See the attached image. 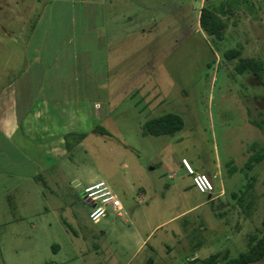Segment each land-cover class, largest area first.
I'll return each mask as SVG.
<instances>
[{"label": "rangeland", "instance_id": "1", "mask_svg": "<svg viewBox=\"0 0 264 264\" xmlns=\"http://www.w3.org/2000/svg\"><path fill=\"white\" fill-rule=\"evenodd\" d=\"M89 1L0 0V99L8 95L0 113L7 114L17 80L21 104L35 100L13 138L38 168L28 177L7 165L11 154L0 136V264L237 257L264 221V159L246 168L264 152L256 124L264 118V73H237L238 58L230 61L225 52L239 49L264 61V0H243L222 15L228 25L222 41L202 30L200 12L222 4L227 10L232 0H116L107 6L105 29L98 28L106 35L101 85H55L52 71L34 64L35 50L52 52L86 25L95 29L82 15ZM167 113L180 115L184 128L174 136L151 134L147 121ZM6 122L0 119V129ZM98 126L110 135L95 133ZM183 156L211 173L212 198L176 169ZM98 182L117 194L124 217L109 210L90 219L83 193ZM240 197L253 200L249 213Z\"/></svg>", "mask_w": 264, "mask_h": 264}, {"label": "crops", "instance_id": "2", "mask_svg": "<svg viewBox=\"0 0 264 264\" xmlns=\"http://www.w3.org/2000/svg\"><path fill=\"white\" fill-rule=\"evenodd\" d=\"M144 4H147V0H143ZM150 4H151V0ZM118 3L116 0H92L91 2L84 3V9L82 15L87 21H90L93 25H96L95 29H87L86 26L84 27L83 31H78L76 34L72 35L69 39L61 40L57 46L53 49L52 52L45 51V47L39 46L36 48L35 51L38 53L37 59H35L34 64L39 68H46L48 71H52L50 74L51 78L55 80V85H66V86H89L94 83L101 85V82L98 80H104V72L99 68L100 65V54L106 47L105 42V31L103 32L98 29L99 27L103 26L106 19V14L108 11L107 6H114ZM96 16L99 18L96 20ZM131 18V15H129ZM95 20L98 22H95ZM88 27V26H87ZM96 29L98 31H96ZM86 38V40H84ZM88 39V40H87ZM97 55L95 59L91 57V55ZM88 55V57H87ZM90 55V56H89ZM94 62L91 63L90 62ZM91 65V66H90ZM41 70V69H40ZM102 73L103 77L98 78V72ZM28 74V73H27ZM17 80L10 84L9 91H13V96L11 95V101L8 103L7 107V114L0 113V119H6V125L1 124L0 135L4 142L9 143L10 147L14 150V155L6 157V164L7 165H15L24 172L23 174L27 175L28 177H34L35 169L37 165L30 160L23 152L19 151L15 145V138H13L15 130L21 126L27 114L30 113L31 109L34 107V100L30 103L26 104L25 106L22 105V97L14 91V87L17 86ZM4 96V97H3ZM0 99V111H1V104L6 102L4 99L6 94H3ZM65 99V98H64ZM50 100H61V98L53 99L51 97ZM68 99L62 100L66 101ZM48 101V100H47ZM31 104V105H30ZM30 105V106H29ZM29 106V107H28ZM9 123V124H8ZM12 124V131L11 128L8 127ZM7 130H6V129ZM8 153V152H7ZM182 158H188L191 162L192 166L197 172H204L211 175L210 172L205 171L199 168L192 157L183 156ZM181 158V159H182ZM181 160L178 161L177 165L175 166L176 169L184 170L182 167ZM22 167V169H21ZM219 167V166H218ZM21 172V171H19ZM178 173L173 171L171 178L177 176ZM213 196V195H212ZM211 196V198H212ZM209 197V195H208ZM126 212H124V215ZM123 215V217H124ZM145 243V240L140 243V247H142Z\"/></svg>", "mask_w": 264, "mask_h": 264}, {"label": "trees", "instance_id": "3", "mask_svg": "<svg viewBox=\"0 0 264 264\" xmlns=\"http://www.w3.org/2000/svg\"><path fill=\"white\" fill-rule=\"evenodd\" d=\"M242 1L243 0H232L231 4L227 3V10L224 8V4L214 9L203 6L199 19V24L202 30L209 36L215 37L219 41L224 40L225 31L228 25L227 22L222 18V15H226L227 12L234 11L235 8H237V5L242 3ZM225 57L230 61L238 58V62L235 65V70L237 73L253 74L258 78L263 77L264 61L262 59L242 57V52L239 49H231L226 51ZM256 124L264 131V118ZM184 126V119L180 115L173 113H167L162 116L152 118L146 123L147 129L155 136H174L176 133L181 131ZM95 133L110 135V132L102 126H98L95 129ZM79 136L80 139H83L86 135L85 133H82ZM4 144L8 149L3 146L2 150H6L11 154V156H13V148L10 147L9 143L4 142ZM263 159L264 152H256L250 157L249 162L246 164V168L251 170L254 164L260 163ZM251 186L252 184H249L247 186V190H249ZM234 197H237L236 194ZM237 199L239 205L243 207L247 213H249L252 205L254 204L253 200H251L248 204H245L241 197ZM220 255V253L211 255L207 259L203 260L201 264H254L256 262L264 261V221L262 223V227L257 230V233L250 236L246 251L241 252L237 257H229L227 253L222 257Z\"/></svg>", "mask_w": 264, "mask_h": 264}, {"label": "built area", "instance_id": "4", "mask_svg": "<svg viewBox=\"0 0 264 264\" xmlns=\"http://www.w3.org/2000/svg\"><path fill=\"white\" fill-rule=\"evenodd\" d=\"M186 173L192 177L196 190L202 194L212 196L215 192V185L211 175L204 172H197L188 158L180 161ZM84 200L90 205V219L95 222L106 216L109 210L118 217H123V204L109 186L104 182H98L86 187L83 193Z\"/></svg>", "mask_w": 264, "mask_h": 264}, {"label": "water", "instance_id": "5", "mask_svg": "<svg viewBox=\"0 0 264 264\" xmlns=\"http://www.w3.org/2000/svg\"><path fill=\"white\" fill-rule=\"evenodd\" d=\"M209 198H211V196H209Z\"/></svg>", "mask_w": 264, "mask_h": 264}]
</instances>
